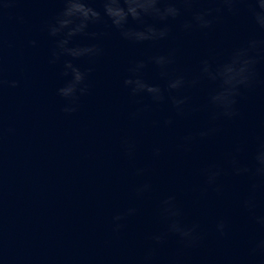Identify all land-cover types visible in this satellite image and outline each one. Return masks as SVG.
I'll use <instances>...</instances> for the list:
<instances>
[{
	"label": "water",
	"instance_id": "water-1",
	"mask_svg": "<svg viewBox=\"0 0 264 264\" xmlns=\"http://www.w3.org/2000/svg\"><path fill=\"white\" fill-rule=\"evenodd\" d=\"M4 5L0 0V66L2 78L17 87L0 90V264H137L151 246L148 237L164 230L159 203L169 195L176 197L186 223L201 225L205 239L199 248L186 250L169 238L155 249L157 264L172 258L179 264H252V242L264 238V229L241 208L249 180L231 175L225 155L239 145L240 158L251 164L264 140V48L257 57L256 84L238 103L240 116L217 121L220 132L197 139L187 151L181 138L211 125L207 98L214 86L204 81L185 89L182 94L190 99L184 116H177L167 100L154 104L147 96L131 97L123 87L130 65L153 55L172 53L170 73L190 78L201 60L219 62L248 39L264 41L248 14L225 15L211 30L185 32L182 22L217 6L194 0L191 12L171 23L169 38L153 45H131L106 24L89 26L96 38L77 36L69 46L98 45L102 53L72 61L81 71L91 69L89 91L78 110L66 115L57 89L70 78L61 72L71 58L49 64L54 40L45 29L62 10V0ZM91 6L102 14L98 0ZM143 78L165 87L152 65ZM168 118L173 124L164 126ZM124 138L136 145L131 159L124 155ZM154 147L161 150L157 159ZM213 164L225 169L222 193L209 188L202 194L201 170ZM138 168L146 170L143 176L135 174ZM143 183L152 190L137 197L135 189ZM256 204V213L264 214V188L258 189ZM130 207L136 214L114 232L112 217ZM220 218L229 225L224 238L214 230Z\"/></svg>",
	"mask_w": 264,
	"mask_h": 264
},
{
	"label": "clouds",
	"instance_id": "clouds-1",
	"mask_svg": "<svg viewBox=\"0 0 264 264\" xmlns=\"http://www.w3.org/2000/svg\"><path fill=\"white\" fill-rule=\"evenodd\" d=\"M101 11L91 6L92 0H62L63 8L45 29L50 38L54 40L49 64L55 65L61 57H70L63 63L62 77H70L62 87L57 89V95L64 101L61 111L71 115L78 110L81 97L88 94L86 77L91 72L81 71L72 61L81 58H94L102 53L98 45L70 47L72 38L88 36L95 39L97 34L87 30L91 25L106 24L118 32L120 38L131 45H153L169 38L171 23L177 21L183 13L191 12L194 0H98ZM217 5L192 14L190 20L180 24L185 32L193 29L201 31L211 30L213 26L225 15L239 16L245 11L256 28L264 32V0H208ZM8 0H5V7ZM183 5V8L178 6ZM243 6V8L241 7ZM132 25H135L133 27ZM35 47L36 41H30ZM264 48V41L255 38L248 39L243 44L234 47L227 57L219 62L203 59L199 71L195 76L172 74L169 69L173 64L172 53L153 55L147 60L133 62L128 68V78L123 80V87L128 90L131 97L147 96L154 104H162L166 100L171 104L177 116H184L189 97L183 95L185 89L196 88L206 81L213 85L207 98V106L211 109V125L197 132L189 133L181 138L180 147L185 151L197 140H205L220 132L217 121H232L240 116L238 103L246 91H250L256 84L257 64L260 50ZM152 65L159 73L161 79L166 81L165 87L150 84L143 78V72ZM0 66V90L5 85L17 87L16 81H5L2 78ZM199 109H193L198 111ZM143 109L131 114L135 119ZM164 126H171L173 120H163ZM11 131V129H9ZM124 155L133 158L136 145L127 138L122 140ZM243 149L237 145L234 150L225 155V162L231 170V175L249 180L248 195L241 200V208L251 220L264 229V214L256 213V193L264 188V140L252 157V163L244 162L240 157ZM159 147L152 149V157L159 158ZM144 168L136 169L137 176L145 174ZM204 177L205 189H212L217 195L222 193L221 177L225 169L221 165L213 164L201 170ZM152 185L143 183L135 189L137 197H143L151 192ZM136 208L130 207L112 217L113 231L119 232L123 227L122 221L136 214ZM159 215L165 222L163 231L153 232L148 240L151 246L146 250L137 264H157L155 249L167 243L169 238H175L183 249H197L204 239L205 233L198 222L186 223L183 212L177 204L176 197L169 195L159 203ZM229 225L226 219L220 218L215 223V233L224 238L228 234ZM252 264H264V238L254 240L249 252ZM168 264H179L176 258Z\"/></svg>",
	"mask_w": 264,
	"mask_h": 264
}]
</instances>
